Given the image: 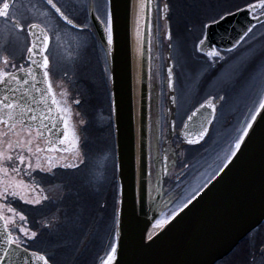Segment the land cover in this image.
<instances>
[{
  "label": "flooded vegetation",
  "instance_id": "flooded-vegetation-1",
  "mask_svg": "<svg viewBox=\"0 0 264 264\" xmlns=\"http://www.w3.org/2000/svg\"><path fill=\"white\" fill-rule=\"evenodd\" d=\"M256 1L260 0H155L160 151L166 142L163 112L165 48L169 51L173 63L174 78L177 70L171 55L178 44L187 46L198 64V70H202L204 76H215L225 66L238 63L244 58H249L251 64L248 66L246 63L247 67L241 68L237 74L239 77L264 73L263 63L261 64L264 58V18L259 19L264 16L262 6L264 3L251 13L240 15L234 24H226L224 33L227 35L230 32L229 38H232L238 35L244 25L247 28L249 20L257 19L249 28L251 31H248L249 29L246 31L248 35L245 39L235 48L199 45L201 40H226L221 30H213L214 35L205 39L206 26ZM5 3L9 7L4 10L7 16H0V72L6 69L14 73L29 66L32 26H41L47 33L43 58H47L44 73L47 72L45 78L48 92L51 88L49 103L51 104L53 100L55 103L53 110L41 115L40 109H37L40 96L25 93L27 88L35 92L39 87L26 85L24 78L22 79L24 84L21 86L23 93L20 94V105L24 108L22 117L9 120L7 113H3L5 116L0 121V152L18 156L19 146L9 150V144L20 141L25 145L23 151L25 164L31 162L33 169L27 175L23 172L0 171V214L8 222V228L14 238L23 239L29 250L45 254L52 264L50 254L53 251L39 243L45 237L47 241L50 238L53 240L51 246L53 242L58 243L59 249L64 247V250L65 248L72 250V247L75 248L80 243L79 249L81 247L90 253L98 250L100 253L104 249V242L101 241L98 245L91 244V249L87 243L95 237L99 239L103 229L108 230V235L113 232L120 183L108 73L104 51L96 40L88 20V6L90 3L93 5L96 15L106 27L107 10L104 6L103 13H99L96 0H52L67 18L81 27L74 29L56 15L47 0H0V8H3ZM165 21L168 22L169 29L167 42L164 40ZM57 22L63 27L84 33L90 40H56L54 29L50 26ZM78 46L82 48L80 55L76 54L75 48ZM5 61L10 63L6 65ZM98 72L99 77L103 79L106 94L100 85L94 83L96 80L99 82ZM224 95L225 93L221 91L207 96L215 99L221 97L215 115ZM174 96L176 104L175 85ZM28 104L30 106L27 108ZM240 110L242 120L235 128L230 142L226 145L227 148L224 146L220 150V156L210 162L204 175L193 181L192 189L186 194L182 192L177 194V189L171 185L181 174L182 167L179 164L186 147L180 151L175 150L173 170L164 179L163 189L164 197L172 201L178 198L181 200L173 208L168 207V215H171L177 205L180 207L186 203L226 161L253 111L248 113L243 112L242 108ZM32 122L37 124L32 125ZM179 124L175 109V127L178 128ZM213 124L214 121L206 138L211 133ZM65 131L68 133L67 137L63 135ZM206 138L200 144L189 147L199 148ZM178 141L175 137L170 143L175 148ZM28 146L32 148L31 154L27 152ZM198 155L199 152L196 156ZM36 163H40L43 170L35 169ZM20 167L23 168L24 165ZM20 181L27 185L22 192L16 187ZM5 189L8 191L7 195L4 194ZM13 191H17L18 194L11 195ZM30 200L40 203H27ZM20 229H24L27 236ZM96 230L101 232L96 234ZM33 232L37 233L35 238H31ZM58 237L61 239L57 240ZM66 238L69 240L66 241ZM214 264H264V221Z\"/></svg>",
  "mask_w": 264,
  "mask_h": 264
},
{
  "label": "water",
  "instance_id": "water-1",
  "mask_svg": "<svg viewBox=\"0 0 264 264\" xmlns=\"http://www.w3.org/2000/svg\"><path fill=\"white\" fill-rule=\"evenodd\" d=\"M137 3L139 13L135 15ZM262 3L264 0L250 3L207 25L205 39L214 35L213 30H221L226 40H201L199 45L232 48L257 19L249 20L247 28L244 25L238 35L232 38H229L230 32L227 35L224 33L226 24H234L240 15L253 12ZM52 4L49 5L52 7ZM250 5L253 7L250 8ZM56 8L53 10L58 17L68 25L79 28L61 11L57 12ZM109 14L113 21L111 45L107 42L108 25L106 27L99 19L91 3L88 6V20L104 51L108 73L120 183L114 240L101 264H214L264 221V116L260 115L264 111L261 108L264 95L248 121L254 124V130H250V136L241 142V149L234 148L237 155L223 164L226 171L191 205L184 208L186 202L175 216L168 215L170 199L164 197L163 182L173 170L175 150L198 145L206 138L221 97L215 99L210 96L196 104L179 127H175L173 63L165 48L163 112L166 142L160 151L155 0H107V21ZM262 18L264 16L259 19ZM32 29L30 37L33 52L28 53L30 64L13 73L20 79L10 87L6 88L0 83V99L9 96V102L14 99L20 105V94L23 93L21 86L24 84L22 79L25 78L26 85L39 87L35 92L27 88L25 93L40 96V103H36L37 109L44 115L54 109L53 103H49L51 99L44 75L43 51L47 33L39 25ZM164 40H169L167 21ZM20 107L15 109L16 113L20 112ZM0 115L3 118L5 116L3 113ZM253 116L257 117L255 121H252ZM36 124L32 122V125ZM201 132H204L203 137ZM241 135H244L243 131ZM175 137L179 141L174 148L170 140ZM170 216L171 219H168ZM160 220L167 221L163 227L157 224ZM5 231L9 229L5 228V220L0 214V257L4 256L5 248L15 247L14 244L3 243ZM113 246L115 252H112ZM33 252L46 259L44 254L28 250V253ZM23 259L24 254L13 255L11 261L8 257L0 259V264H22ZM32 259L35 261L36 257Z\"/></svg>",
  "mask_w": 264,
  "mask_h": 264
},
{
  "label": "rangeland",
  "instance_id": "rangeland-1",
  "mask_svg": "<svg viewBox=\"0 0 264 264\" xmlns=\"http://www.w3.org/2000/svg\"><path fill=\"white\" fill-rule=\"evenodd\" d=\"M74 19L79 22L78 19ZM50 27L54 29L56 40H90L84 33L63 27L59 22L54 23ZM75 49L76 54L79 53L80 55L81 46ZM171 57L177 70L175 72L174 85L176 95V117L178 122L181 123L187 113L205 97L229 90L227 100L222 106L221 114L217 118L211 133L199 148H193L192 151L194 155L198 152L207 150L210 151V156L221 153L220 150L230 142L235 128H237V125L242 120L240 109L242 108L243 112L247 111L249 113L257 106L262 98L264 94V73L239 77L237 74L240 73L241 68H243V66L247 67V65L250 66L251 64L249 58H244L243 60H239L238 63L225 66V68L215 76H204L202 70H198V64L195 58L189 52L187 46L183 44H178L174 48V53ZM262 63L264 69V58L261 64ZM97 75L99 77V72ZM89 80L91 81V77ZM94 83L100 85L104 90L102 77H99V82L96 80ZM104 92L106 94L105 90ZM231 117L234 118L229 122ZM16 206L18 207L19 205L17 204ZM98 230H96V234ZM107 232L108 230L106 231L103 229L101 235H99V239L95 237L92 241L89 240L87 244H90V249L91 244L98 245L101 241L105 243V236L107 237L108 235ZM54 239L56 240L57 238ZM59 239L61 238L58 237L57 240ZM52 241L51 238L47 241V237H45L41 242L39 241V243H41L40 245H43V247L48 246L53 251L50 255L56 264H95L96 257L99 253L98 250L93 253L87 252L81 247L79 249L80 243H78L75 248L72 247L68 255H65L64 247L59 249L58 243L56 242H53L51 246L50 244Z\"/></svg>",
  "mask_w": 264,
  "mask_h": 264
},
{
  "label": "snow or ice",
  "instance_id": "snow-or-ice-1",
  "mask_svg": "<svg viewBox=\"0 0 264 264\" xmlns=\"http://www.w3.org/2000/svg\"><path fill=\"white\" fill-rule=\"evenodd\" d=\"M49 4H52V0H48ZM264 6V5H262ZM9 5L7 3H5L3 5V8H0V16H7V12L4 11L5 9H8ZM52 7L55 8L56 6L54 4H52ZM250 8L253 7V5L249 6ZM57 12H60L59 8H56ZM69 24H71V21H68ZM107 25H108V37H107V42L109 45L112 44L113 40H112V27H113V21H112V17L109 14L108 17V21H107ZM34 27V26H32ZM248 31H251V29H249ZM248 35V32H245L243 35H241L239 37L238 40L235 41V43L233 44V48H235L241 41H243L245 39V37ZM33 52V49H29V53L31 54ZM217 55H219L217 53ZM220 59H224V57H220ZM6 65L10 63V61H5ZM45 65H47V58H45L44 61ZM14 66V65H13ZM45 76H47V72L44 73ZM20 78L16 75H14L11 72H8L6 69L3 72H0V83H2L6 88L10 87L11 84L16 83ZM26 83V81H25ZM51 91V88H49V92ZM15 94V90H13L12 95ZM10 97L9 96H5L2 99H0V105H2V107H0V114L2 113H7L8 119L11 120L13 118H17L20 119V117H22L23 113H24V108L20 107V105L17 104L16 100L12 99L11 102H9ZM52 103H55V100L52 101ZM20 107V112L16 113L15 109ZM261 108L264 109V103L261 104ZM29 111H31V109H28ZM261 116H264V111H262L260 113ZM32 119H35V117H32ZM257 119L256 116L252 117V121H255ZM3 120V116L0 115V121ZM21 123H23V121L21 120ZM12 127L14 128L15 126L12 125ZM250 130H254V124L253 123H248L247 127L243 129L244 135H240L239 138L236 140L235 143V149L239 150L241 149V142L245 141V137L246 136H250L251 132ZM64 137H67L68 133L65 131L63 133ZM201 137H203L204 132L200 133ZM143 143V141H142ZM192 143H195V141H192ZM19 146L20 148V154L18 156H13V155H5L3 152H0V165H5L7 167H0V171H11L12 173H20L23 172L24 174H30V171L33 169V165L31 162L25 164V155L23 154L24 151V147L25 145L23 143H21L20 141H17L16 144H9V150L14 149L15 147ZM39 151V150H38ZM27 152L29 154L32 153V148L30 146L27 147ZM237 155V151L233 150L231 152L230 155H228L226 157V160L231 161L233 159V157H235ZM17 159L19 160V164H17ZM141 162H143V148H142V152H141ZM223 162V161H222ZM13 165H15V167H13ZM20 165H24L23 168L20 167ZM35 169H41V164L40 163H36L35 164ZM75 167V166H73ZM43 170V169H41ZM226 171L225 167H219V170L215 172L214 175L211 176L210 179H208V181L206 183L203 184L202 187H200L197 191H195L194 194L191 195V198L187 200V203L183 205L184 208H187L189 205H191L200 195L201 193H203L205 191V189H207L209 187L210 184H212V182L214 180H216V178L218 176L221 175V173H224ZM184 176L187 175V172L183 173ZM17 188L20 189V191L22 192L23 189L27 188V185H25L23 183V181H20L18 183V185H16ZM183 185L180 182V178L177 179L176 181V189H177V194H180L183 191ZM5 195L8 194L7 189H5ZM18 192L17 191H13L11 193V195L15 196L17 195ZM21 199H23V196L21 195ZM27 203H31V204H38L40 203V201H27ZM170 204L174 203V201L170 200L169 201ZM180 210L179 205L176 206V208L172 211L171 216H175L176 213ZM171 216L168 217V219H171ZM23 219V217L21 218ZM166 220H160L157 221L158 226L163 227V224L166 223ZM5 228H8V222L5 221ZM21 232L25 233V236H27V233L24 229H20ZM37 236V233L33 232L31 238H35ZM151 238V237H149ZM4 244L7 245H15L14 248L12 247H8L4 249V256L0 257V259H4L5 257H8L9 260H12L13 255H18V254H24V259L22 261V264H40V261H43V264H48L47 259H45L42 256H37L36 253H28V247L25 244V241L23 239H19V238H13L11 236V233L9 231H5L4 233ZM19 250V251H17ZM116 248L115 246H113L112 248V252H115ZM32 257H36L35 261H33Z\"/></svg>",
  "mask_w": 264,
  "mask_h": 264
},
{
  "label": "bare ground",
  "instance_id": "bare-ground-1",
  "mask_svg": "<svg viewBox=\"0 0 264 264\" xmlns=\"http://www.w3.org/2000/svg\"><path fill=\"white\" fill-rule=\"evenodd\" d=\"M96 4H97L99 13H103V8H104L103 0H96ZM137 13H139L138 3L135 8V15H137ZM224 93L225 95L217 111V115H215L213 119L214 121L213 127L216 123L217 118L221 114L222 106L227 100V94L229 93V90L225 91ZM233 118L231 117L229 122H231ZM193 148L195 149V147L184 148L183 156L179 164L182 167L181 174L171 183V185L175 187L174 189H176V181L178 178H180V182L184 186L182 193H185V194L192 189L193 181L195 179L198 180L200 177L204 175L206 168H208L210 162L220 156V154H217V153H216L217 155L215 154L216 156L215 155L210 156L211 154H210V151L208 150L199 152L200 155L196 156L192 153ZM185 172H187L186 176L183 175V173ZM180 200H181L180 198H178L177 200H173L174 203L172 204L169 203V207L173 208L176 204L180 202ZM68 240L69 239L66 238V241ZM70 252H71L70 248H65L64 250L65 255H68Z\"/></svg>",
  "mask_w": 264,
  "mask_h": 264
},
{
  "label": "trees",
  "instance_id": "trees-1",
  "mask_svg": "<svg viewBox=\"0 0 264 264\" xmlns=\"http://www.w3.org/2000/svg\"><path fill=\"white\" fill-rule=\"evenodd\" d=\"M112 241H113V232H111L109 235H107L105 245H104V249L102 252H100L97 255L95 264H101L102 263L103 259L105 258V256L107 255V253L110 250ZM53 264H56L55 261H53Z\"/></svg>",
  "mask_w": 264,
  "mask_h": 264
}]
</instances>
